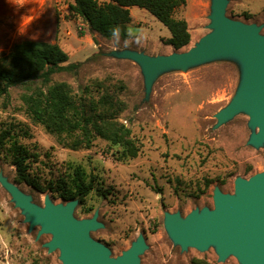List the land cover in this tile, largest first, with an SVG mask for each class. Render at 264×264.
I'll return each instance as SVG.
<instances>
[{
  "label": "rangeland",
  "instance_id": "rangeland-1",
  "mask_svg": "<svg viewBox=\"0 0 264 264\" xmlns=\"http://www.w3.org/2000/svg\"><path fill=\"white\" fill-rule=\"evenodd\" d=\"M185 1L175 17L187 21L191 42L176 51L163 43L171 37L169 30L146 10L132 9L130 39H107L70 14L73 0H0V53L8 54L24 41L58 44L69 63L80 68L53 75L49 86L66 83L75 98L85 102L107 94L119 99L123 111L117 122L130 131L137 155L119 160L117 148L100 138L91 149L74 151L67 147L69 138L36 124L21 98L34 89L45 90L40 81L29 89L11 87L9 96L0 99V128L17 126L19 142L36 155L31 171L43 185L73 176L78 166L95 177L94 189L73 216L78 221L97 216L102 227L90 236L112 259L143 237L146 249L139 264H191L195 259L246 264L234 254L221 260L214 245L204 251L190 246L184 250L165 227L167 214L185 219L195 211H212L216 189L234 195L236 180L264 174V143L252 144L259 129L251 125L249 113L222 124L217 118L239 95L244 81L241 60L223 54L186 69H168L147 90L141 66L113 55L134 51L164 57L196 47L213 32V1ZM226 17L256 25L264 36V0H228ZM15 176V168L0 156V264H63L61 251L50 253L46 247L53 236L38 237L41 226L31 229L28 214L17 207L1 180L14 184L42 209L47 198L55 206L68 202L17 184Z\"/></svg>",
  "mask_w": 264,
  "mask_h": 264
},
{
  "label": "water",
  "instance_id": "water-1",
  "mask_svg": "<svg viewBox=\"0 0 264 264\" xmlns=\"http://www.w3.org/2000/svg\"><path fill=\"white\" fill-rule=\"evenodd\" d=\"M212 1L210 28L213 32L189 51L164 57H150L134 51L113 55L133 60L141 66L147 90L162 71L186 69L217 55L231 54L239 58L244 69L243 85L238 97L217 118L222 124L238 113H249L251 125L259 129L251 142L260 146L264 143V36L256 25L227 18L228 0ZM236 181L234 195L215 190L214 210L195 211L185 219L179 214H167L165 227L184 250L190 246L204 251L214 245L221 260L234 254L246 264H264V174L248 181ZM1 182L17 207L28 214L26 220L31 222V229L41 226L38 237L43 234L53 236L46 247L50 253L60 250L63 264H139V257L146 249L143 237L137 239L123 256L112 259L110 251L90 236L92 231L102 227L97 222V216L85 221L74 218L78 201L55 206L47 198L42 209L14 184L7 180Z\"/></svg>",
  "mask_w": 264,
  "mask_h": 264
},
{
  "label": "trees",
  "instance_id": "trees-1",
  "mask_svg": "<svg viewBox=\"0 0 264 264\" xmlns=\"http://www.w3.org/2000/svg\"><path fill=\"white\" fill-rule=\"evenodd\" d=\"M185 6V0H73L69 9L91 32L107 39L120 35L123 40L131 38L130 8L146 10L169 30L171 37L163 39V43L179 51L191 42L187 21L175 17L176 11ZM79 68L80 64L69 63V55L58 44L35 41L16 44L8 54L0 53V99L9 96L11 87L29 89L40 81L45 90L34 89L21 98L36 124L52 135L69 138L67 147L74 151L89 150L100 138L117 148L115 154L119 160L136 157L130 131L117 122L123 111L119 99L107 94L96 102H85L76 99L66 83L49 86L53 75L73 73ZM0 156L15 168L17 184L27 185L41 194L49 191L65 202L76 200L81 205L94 189L95 177L79 166L73 176L43 185L31 171L36 155L19 142L18 128L12 124L0 128ZM191 264L209 263L195 259Z\"/></svg>",
  "mask_w": 264,
  "mask_h": 264
},
{
  "label": "crops",
  "instance_id": "crops-1",
  "mask_svg": "<svg viewBox=\"0 0 264 264\" xmlns=\"http://www.w3.org/2000/svg\"><path fill=\"white\" fill-rule=\"evenodd\" d=\"M201 4H203V3L200 2V5H201ZM133 8H137V7H133ZM133 8H130L131 17H132V9H133ZM132 20H133V18H132ZM131 22H132V21H131ZM130 24H131V23H130ZM130 24H129V25H130ZM129 25H128V26H129Z\"/></svg>",
  "mask_w": 264,
  "mask_h": 264
}]
</instances>
